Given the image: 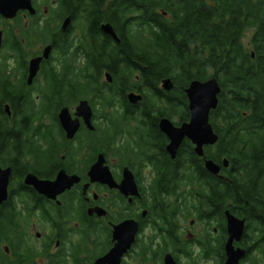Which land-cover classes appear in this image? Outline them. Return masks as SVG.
I'll return each instance as SVG.
<instances>
[{
    "label": "trees",
    "instance_id": "trees-1",
    "mask_svg": "<svg viewBox=\"0 0 264 264\" xmlns=\"http://www.w3.org/2000/svg\"><path fill=\"white\" fill-rule=\"evenodd\" d=\"M113 9L110 20L121 40L114 43L116 52L107 54L103 49L112 42L96 47L98 27L94 45L81 54L80 49L71 51L68 68L49 73L52 83L43 94L48 103L30 100L32 89L22 81L17 87L0 86V163L13 167L19 190L27 192L22 179L28 172H39L32 161L34 150L41 148L39 141L59 145L58 111L89 99L97 130L132 140L143 133L141 148L160 145L162 183L176 188L173 192L181 194L184 206L187 201L190 208L200 210L229 208L252 222L259 220L264 263V0H117ZM95 14L99 20L104 18L101 7ZM248 33L249 46L244 42ZM106 73L112 75V83L106 81ZM212 77L219 80L222 92L217 110L211 113L219 141L216 152L209 149L208 155L215 162L221 155L228 158L229 176L224 180L206 170L189 142L172 160L157 128L159 117L147 121L134 117L141 110L127 98L129 92L142 93L144 105H151L145 113L184 122L190 113L185 90L193 80ZM167 78L174 83L170 92L161 89ZM6 103L11 116L5 112ZM148 127L150 139L144 131ZM146 153L142 152L143 158L152 162ZM29 225L30 215L21 220L17 198L5 202L0 210V262L38 264L39 251L23 245L22 235L28 234ZM71 258L69 263L53 264H83L76 254Z\"/></svg>",
    "mask_w": 264,
    "mask_h": 264
},
{
    "label": "flooded vegetation",
    "instance_id": "flooded-vegetation-1",
    "mask_svg": "<svg viewBox=\"0 0 264 264\" xmlns=\"http://www.w3.org/2000/svg\"><path fill=\"white\" fill-rule=\"evenodd\" d=\"M30 2L32 8L20 9L14 18L9 19L1 13L0 0V34L2 35L0 86L10 83L13 87H17V82L22 81L27 88L32 89L30 100L41 105L49 101L43 96L46 93L45 89L52 83L48 81L49 73L67 69L71 51L78 53L77 50L80 49L79 54H81L86 51V46L94 45L95 32L100 30L97 48L100 49L101 45L108 41L112 42L111 47L103 49L107 54L116 52L114 43L117 41L105 33L103 26L107 24L113 26L110 17L113 16V7L117 0H30ZM100 7L104 13V18L101 20L95 14ZM99 13L101 12L97 11V14ZM113 28L118 33L114 26ZM46 52L48 57H45ZM252 57H255V53ZM40 58L39 72L32 84H29L31 62ZM62 83H65L64 78ZM161 89H163L162 84ZM132 92L143 96V100L137 104L129 102L135 109L141 110L133 116L146 121L150 117H159L157 128L166 139L164 150L172 159L167 150L170 140L160 129L161 120L168 117L159 116L155 112L145 113L144 111L151 109V105L149 107L144 105L145 97L142 93ZM82 100L85 99H81L75 106L68 107L72 114H75ZM63 108L65 107L61 109ZM152 108L154 109L153 106ZM61 109L57 114L59 128L56 130L59 145L52 146L40 140L41 148L34 150L32 159L40 173L28 172L26 175L32 173L41 180L56 181L58 175L65 172L69 176L79 177L78 183L57 194L56 197H48L39 193L33 186L26 185L25 175L22 184L28 191L21 192L17 179L13 176V167L0 163L3 169L12 168L8 200L12 197L17 198V211L21 215V220L25 215H30L28 234L22 235L23 245L39 251L40 254L36 256L38 264L65 261L69 263L72 260L71 255L74 254L83 261V264H94L97 259L104 257L114 248L117 243L115 227L127 220L137 222L138 230L135 241L124 254L121 264H226L230 239L226 215L228 210L235 217L245 220L241 241L235 240L233 243L235 249L245 251L244 258L238 264H264L261 260L262 233L259 220L252 222L229 208L200 210L190 208L187 201L184 206L181 194L173 192L176 188L168 183H162L164 179L160 177L162 172L159 170L160 145L155 148H149V145L141 148L140 137L143 133L141 136L135 134L133 140L128 136L122 139L118 136L108 137L96 128L94 108L95 130L88 129L82 121L80 130L70 140L59 121ZM190 118L189 113L188 120L184 122H180L178 118H175L177 121L168 119L180 127L189 122ZM45 124L49 125L50 121ZM150 128L144 130L148 139H150L148 137ZM215 133L219 136V133L216 131ZM187 142L206 168V162L212 160L208 150L212 149L216 152L217 144L206 145L205 154L200 157L196 153V145L185 138L177 157ZM144 150L147 151V156L153 158L152 162L143 158ZM101 159L104 161L103 166L110 170L117 185L125 181L126 173L130 171L135 177L139 195H132L131 191L129 195H125L117 187L111 188L101 182H92L90 171ZM225 160L228 158L224 155H221L220 160L217 159L216 162L212 160L221 167L219 173L214 174L221 180L229 176L230 163L226 167ZM4 205L5 203L0 205V210ZM97 209H104L106 214L100 216L96 212ZM2 248L7 255H10L7 245H3ZM45 251L46 256L43 255ZM0 264L4 263L0 262Z\"/></svg>",
    "mask_w": 264,
    "mask_h": 264
},
{
    "label": "water",
    "instance_id": "water-1",
    "mask_svg": "<svg viewBox=\"0 0 264 264\" xmlns=\"http://www.w3.org/2000/svg\"><path fill=\"white\" fill-rule=\"evenodd\" d=\"M27 3H23V2ZM1 0V13L6 18H14L17 11L20 9H30V0ZM68 22L66 23L67 26ZM105 33L112 36L117 42L120 38L115 32L112 25L107 24L103 26ZM0 34V41H1ZM48 54L46 52V56ZM40 59L34 60L30 65L29 84H32L33 79L39 72ZM106 81L112 83L113 78L110 73L105 75ZM173 81L167 78L162 82V88L165 91L173 89ZM222 92L221 85L217 78H211L206 81L193 80L186 89V95L189 101L190 121L177 127L173 121L164 118L160 122L161 131L167 135L170 144L167 147L172 159H176L177 153L182 146L185 138H188L196 145V153L198 156H204V147L206 145H216L219 141V136L215 133L214 128L210 122L211 113L217 110L219 106V96ZM128 101L132 104H137L143 100V96L137 93H129L127 95ZM5 112L11 116L10 105H5ZM93 107L88 99L82 100L76 108L75 114H72L71 109L65 107L59 113V121L67 134L68 139H73L82 126L84 125L90 129L95 130L93 124ZM104 161L101 159L90 171L92 182H101L109 185L111 188H119L123 194L139 195L138 186L134 175L129 171L126 174L125 181L121 185L113 180L110 170L104 167ZM224 165L229 166V161L225 160ZM206 168L212 174L217 175L220 171V166L214 161L206 162ZM12 177V168L3 169L0 167V205L7 202L9 199V186ZM80 178L77 176H69L65 172L58 175L56 181L41 180L36 175L29 173L25 177V184L33 186L39 193L48 197H56L57 194L62 193L73 184L78 183ZM96 212L102 216L106 214L104 209H97ZM228 217V227L230 233L229 244L227 247L228 262L226 264H238L245 256V251L242 249H235L233 243L235 240L241 241L244 230L245 220L235 217L229 210L226 212ZM138 230V223L133 220H127L115 227V241L117 242L114 248L104 257L95 261L94 264H121L124 254L131 248L135 241V235ZM8 250V249H7Z\"/></svg>",
    "mask_w": 264,
    "mask_h": 264
},
{
    "label": "rangeland",
    "instance_id": "rangeland-1",
    "mask_svg": "<svg viewBox=\"0 0 264 264\" xmlns=\"http://www.w3.org/2000/svg\"><path fill=\"white\" fill-rule=\"evenodd\" d=\"M250 38H251V34L248 33V34L246 35L245 40H244V42H245V44H246L247 46H249V44H250ZM175 121H177V119H175ZM45 122L49 123L48 119H46ZM97 122H98V121H97ZM2 247H3V246H2Z\"/></svg>",
    "mask_w": 264,
    "mask_h": 264
}]
</instances>
